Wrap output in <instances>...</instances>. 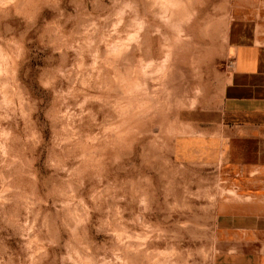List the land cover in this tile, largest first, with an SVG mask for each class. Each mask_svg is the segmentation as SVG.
<instances>
[{"label":"rangeland","instance_id":"1","mask_svg":"<svg viewBox=\"0 0 264 264\" xmlns=\"http://www.w3.org/2000/svg\"><path fill=\"white\" fill-rule=\"evenodd\" d=\"M155 2L0 0V264H213L246 246L220 209L264 203V166L180 148V111L220 99L232 7L172 0L164 24Z\"/></svg>","mask_w":264,"mask_h":264},{"label":"crops","instance_id":"2","mask_svg":"<svg viewBox=\"0 0 264 264\" xmlns=\"http://www.w3.org/2000/svg\"><path fill=\"white\" fill-rule=\"evenodd\" d=\"M233 20L228 30L230 68L218 103L184 108L179 119L181 152L225 159L238 166H264V0H228ZM223 221L245 240L217 250L213 264H264V203L249 201L220 209ZM242 238V237H241Z\"/></svg>","mask_w":264,"mask_h":264},{"label":"clouds","instance_id":"3","mask_svg":"<svg viewBox=\"0 0 264 264\" xmlns=\"http://www.w3.org/2000/svg\"><path fill=\"white\" fill-rule=\"evenodd\" d=\"M154 8H159L160 12L157 15V18L162 21L164 24H169L170 20H171V14H172V10L176 9L178 7H180L179 4L172 2V0H156V2L153 4ZM135 8L132 2H125L123 3V5L119 8V10L115 13V17H116V24L113 25V28H119L123 23H124V17L128 12H134ZM93 28L95 27V25L92 26ZM145 27V20L143 18H140L138 15L135 16L132 20H131V25L130 28L132 29V35H130L128 37V41L125 42V45L122 49L120 48H115L114 52L116 55H119L120 52L122 50H127L128 44L131 42H135L136 38L138 37L139 33L143 31ZM159 31V29L157 30ZM177 31V38H179V36H182L183 33L180 32L179 28H176ZM111 54V53H110ZM19 55H17L16 59H19ZM11 59V57L9 55H7L4 50L2 48H0V76H7L9 75L8 72V68H9V64L8 61ZM154 62H149L148 65L145 66V70L147 69V67H150L151 64ZM166 63V60L163 61L161 63V67L158 70V74H162L164 72V67L163 64ZM11 75H15V73H11ZM9 85L5 84L3 86L4 89L8 88ZM0 196H3V193H0ZM81 203H83V201H81ZM142 204L144 203V201L141 202ZM78 223H82V221H78ZM117 237H121V236H125L127 239H132L131 236H127L126 233H117L116 234ZM148 237H144V239L146 240ZM137 239H139V237H137ZM124 241L121 240V243H123ZM77 257L79 258V253L76 254ZM161 255H170L169 253H161ZM30 259H32V257H30ZM82 264H91L90 260H83ZM104 264H110V262L105 261Z\"/></svg>","mask_w":264,"mask_h":264}]
</instances>
